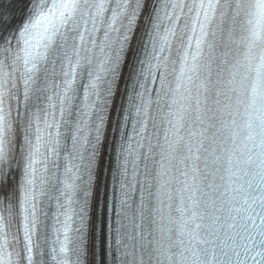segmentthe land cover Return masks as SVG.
<instances>
[{"label":"snow or ice","instance_id":"snow-or-ice-1","mask_svg":"<svg viewBox=\"0 0 264 264\" xmlns=\"http://www.w3.org/2000/svg\"><path fill=\"white\" fill-rule=\"evenodd\" d=\"M0 264H264V0H0Z\"/></svg>","mask_w":264,"mask_h":264}]
</instances>
